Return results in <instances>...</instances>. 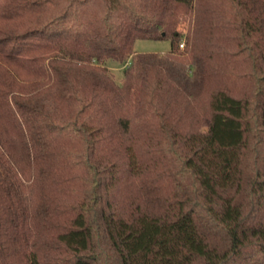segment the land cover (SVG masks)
Here are the masks:
<instances>
[{
  "label": "trees",
  "instance_id": "16d2710c",
  "mask_svg": "<svg viewBox=\"0 0 264 264\" xmlns=\"http://www.w3.org/2000/svg\"><path fill=\"white\" fill-rule=\"evenodd\" d=\"M0 264H264V0H0Z\"/></svg>",
  "mask_w": 264,
  "mask_h": 264
},
{
  "label": "rangeland",
  "instance_id": "374dc122",
  "mask_svg": "<svg viewBox=\"0 0 264 264\" xmlns=\"http://www.w3.org/2000/svg\"><path fill=\"white\" fill-rule=\"evenodd\" d=\"M170 43L168 40H136L134 43V52H157L164 53L169 51ZM109 72L114 77L117 83H120L123 79V68L124 66L115 61H108L106 63Z\"/></svg>",
  "mask_w": 264,
  "mask_h": 264
},
{
  "label": "built area",
  "instance_id": "2783aa9c",
  "mask_svg": "<svg viewBox=\"0 0 264 264\" xmlns=\"http://www.w3.org/2000/svg\"><path fill=\"white\" fill-rule=\"evenodd\" d=\"M183 46H184V44H183V42H181V43L179 44V47H180V48H183Z\"/></svg>",
  "mask_w": 264,
  "mask_h": 264
}]
</instances>
